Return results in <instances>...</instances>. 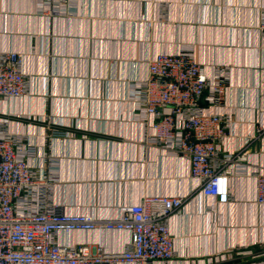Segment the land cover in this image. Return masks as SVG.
I'll return each mask as SVG.
<instances>
[{
    "label": "crops",
    "instance_id": "1",
    "mask_svg": "<svg viewBox=\"0 0 264 264\" xmlns=\"http://www.w3.org/2000/svg\"><path fill=\"white\" fill-rule=\"evenodd\" d=\"M42 8L40 0H0V51L23 54L27 79L25 95L0 98V134L35 147L48 202L112 219L145 196H184L169 222L176 257L153 264H264V205L255 192L264 171V0H72L58 13ZM182 48L211 78L218 68L227 77L211 110L230 118L223 153L244 148L248 158L231 162L225 198L203 196L188 158L151 141L133 99L148 60ZM58 239L97 253L124 249L129 234L98 228Z\"/></svg>",
    "mask_w": 264,
    "mask_h": 264
},
{
    "label": "built area",
    "instance_id": "2",
    "mask_svg": "<svg viewBox=\"0 0 264 264\" xmlns=\"http://www.w3.org/2000/svg\"><path fill=\"white\" fill-rule=\"evenodd\" d=\"M44 12L58 13L72 0H40ZM264 29V12L260 17ZM24 56L0 51V98L27 92ZM226 74L214 77L189 48L161 52L148 60L147 76L135 83L133 99L139 116L151 128V141L188 158L190 176L205 197L230 195L236 159L247 151L223 153L228 115L212 111L224 98ZM2 120L0 119V123ZM223 153L222 158L220 155ZM36 149L24 138L0 134V264H153L176 257L170 219L179 214L186 197L145 196L123 204L112 219L67 212L47 200L49 178L32 162ZM41 169V167H40ZM256 202L264 205V171L256 173ZM98 228L125 231L129 241L120 251L62 242L59 235Z\"/></svg>",
    "mask_w": 264,
    "mask_h": 264
},
{
    "label": "rangeland",
    "instance_id": "3",
    "mask_svg": "<svg viewBox=\"0 0 264 264\" xmlns=\"http://www.w3.org/2000/svg\"><path fill=\"white\" fill-rule=\"evenodd\" d=\"M2 120V119H1ZM2 122H4V120H2ZM26 142V141H25Z\"/></svg>",
    "mask_w": 264,
    "mask_h": 264
}]
</instances>
